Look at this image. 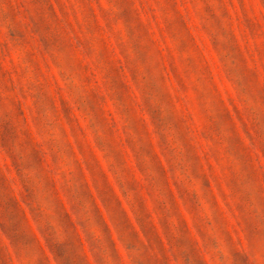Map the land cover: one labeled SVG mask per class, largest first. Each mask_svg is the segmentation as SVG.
Segmentation results:
<instances>
[{"label":"rangeland","instance_id":"374dc122","mask_svg":"<svg viewBox=\"0 0 264 264\" xmlns=\"http://www.w3.org/2000/svg\"><path fill=\"white\" fill-rule=\"evenodd\" d=\"M0 264H264V0H0Z\"/></svg>","mask_w":264,"mask_h":264}]
</instances>
